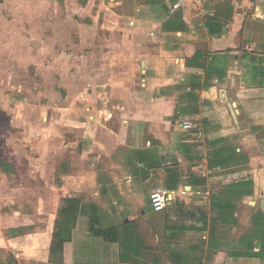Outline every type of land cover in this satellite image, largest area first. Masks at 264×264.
Instances as JSON below:
<instances>
[{"label": "crops", "instance_id": "obj_1", "mask_svg": "<svg viewBox=\"0 0 264 264\" xmlns=\"http://www.w3.org/2000/svg\"><path fill=\"white\" fill-rule=\"evenodd\" d=\"M9 1L0 7L6 19L0 31L9 45L21 40V60L29 62L23 36L28 28L8 17L25 11ZM173 1L87 0L82 7L91 18L84 24L92 33L86 59L99 68L73 80L55 67L54 76L47 75L55 83L50 95L71 104L62 113L63 128L70 130H54L51 167L45 168L51 154L39 148L33 156L39 189L68 191L63 199L78 200L80 213L63 262L51 263L56 223L47 236L42 226L25 232L36 201L15 179L22 158L11 149L13 137L0 134L9 150L0 154V192H7L0 197V264H134L120 260V242L91 230L95 223L106 232L123 231L131 222L134 238L155 257L164 254L160 264L241 261L246 251L238 241L249 232L256 210L264 211V0H203L205 16L195 4L169 15ZM2 95L0 122L8 130L17 109ZM185 120L202 126L204 137L183 130ZM51 181L52 187L45 186ZM159 187L176 192V203L173 199L166 209L179 206L178 224L184 227L171 225L167 216L164 229L157 230L148 208L150 193ZM60 200L56 212L65 202L59 206ZM228 205L235 214L231 243L222 234ZM42 217L47 221L45 212Z\"/></svg>", "mask_w": 264, "mask_h": 264}, {"label": "rangeland", "instance_id": "obj_2", "mask_svg": "<svg viewBox=\"0 0 264 264\" xmlns=\"http://www.w3.org/2000/svg\"><path fill=\"white\" fill-rule=\"evenodd\" d=\"M9 2H12L14 6L22 7L21 10L24 8V15L19 13L17 16L8 17L14 19L15 23L21 26L24 25L28 28V30H24L23 36H27L24 38H28V49L31 57L29 62L27 60L26 62L22 61L21 53L23 48L20 47L21 40L19 39V41H17V38L14 40L13 46L9 45L7 42H9L10 39L6 38V33L4 31H0V92L3 93L1 98L4 102L8 100V102L12 103L14 108L18 110L15 111V125L8 126V130L4 127L6 121L0 122L2 123V125H0V134L8 132L7 136L13 137L15 143L12 144L11 149L13 152L18 153L17 156L22 158V161L18 163V173H16L20 174V177L16 176L15 179H21L22 181H20L24 182L23 184L25 188H27L24 190V194L26 196L28 195L30 200L34 198L36 201L35 205L37 206L29 209L30 215L34 217L30 218L31 221L27 222L25 232L34 231L36 227L42 226L45 228L43 233H46L47 236V232L49 233L51 231L50 228L57 223V221L63 219L60 213L58 211L56 212L57 203L61 199L59 205L61 206L64 196H68L69 192H62L64 194L61 195L59 191H50L49 189L40 190L37 184L38 179L35 174L38 164L37 161L33 159V156H36L35 153L39 148H41L40 151L43 152V154H51V161L47 162L48 164L45 168L51 167L54 161L52 156L55 154L54 140L58 139V137L54 138V135H58L54 134V130L58 131V128H60V130L64 131L65 129V133L68 134V130L70 129L63 128L66 125H63L62 113L64 112V107L69 108L71 105L65 104V100H63L62 97L58 96L56 99L50 95L51 93L49 91L53 88L55 83L53 78L48 80L47 75L50 77L54 76V73H56L54 71L55 67L58 68L57 70L69 74L70 80H73L77 75L83 76L84 78L87 71L91 70L93 67L95 70L99 67H97V64H93L94 66L92 67V63L87 62L86 59V51L89 50V48L86 47L87 34L88 36L92 34L89 31L87 32L84 26V24L91 19L87 16L84 8H82L85 6L87 0H25L24 2L23 0H10ZM5 4L6 0H0L1 9L5 7ZM100 21L102 22V19ZM5 22V16L0 14V26L5 24ZM100 33L101 32H97V35H100ZM15 34H17L19 38H22V32H17ZM56 57L60 60L59 62H56ZM42 72H45L46 77L42 75ZM80 94L78 95L79 97L82 96ZM27 105L31 107L29 112L26 111ZM46 106L48 107L46 108ZM58 108L62 109L59 110ZM3 138H5V136ZM35 138L42 140L41 142L43 145H41V147L37 144L38 141L34 144L35 141L33 139ZM0 141L2 142V139H0ZM1 142L0 154L7 153V151L9 152L5 147L4 141L3 143ZM28 153L32 155V158H30L31 164H28V159L26 158ZM3 159L0 157V160ZM42 163L43 161L41 160V164ZM42 165H44V163ZM25 168L28 171H26ZM31 181H33V185L30 183ZM66 183L68 184L67 180L65 184ZM45 186L52 187L53 182L51 185L45 183ZM28 187L31 188L28 189ZM239 193L241 192L238 191V194ZM0 194V197H6L5 194H7V192H0ZM233 195L232 197L236 198L237 194L234 193ZM41 198L43 199L41 200ZM175 200L176 199H174L173 203H176ZM46 202L48 205H46ZM27 204L31 205L32 202ZM66 205L65 201L62 207ZM24 208H27V206H24ZM225 208L227 213L223 214L222 217L225 218L223 227L227 230H223L222 234L229 239L228 243H231L233 241L231 236H234L232 231L233 225L235 224V214L232 205H228ZM142 211L141 209L136 215H142ZM180 211V207L174 205L161 212H151L150 215L154 217L153 221L157 224V230L160 232L164 229L167 216L171 217V225L175 224V226L180 225V227H184V224H178L180 223L179 217L182 215ZM43 212L47 214V221L42 217ZM251 213V207H249V216ZM6 226L7 225L2 227L5 231L8 230ZM43 240H45V238H43ZM147 241L149 244H151V242L153 243L149 238ZM259 243L261 251L256 252L255 246ZM161 244V242H158L157 246L160 248ZM238 244L239 247L244 246L246 251L245 253L241 252V256H238L241 260L238 264H245V262L246 264H264V211L261 208L256 210L253 217V224H249V232L238 241ZM160 255L164 259V254L159 252L158 256Z\"/></svg>", "mask_w": 264, "mask_h": 264}, {"label": "trees", "instance_id": "obj_3", "mask_svg": "<svg viewBox=\"0 0 264 264\" xmlns=\"http://www.w3.org/2000/svg\"><path fill=\"white\" fill-rule=\"evenodd\" d=\"M66 206L59 210L63 219L57 221L56 229L53 235V244L50 255L51 263L63 262L64 245L72 238V230L76 225V220L80 213V202L75 199L66 198ZM124 230H119V227L110 228L109 230H101L96 228L95 223L91 225V230L97 236L102 233L109 234L111 240L114 242H120L121 253L120 260L124 262H132L134 264H160V258L155 257L150 253L152 249L148 245H145L142 239L139 237L134 238L133 234V222L125 224Z\"/></svg>", "mask_w": 264, "mask_h": 264}, {"label": "built area", "instance_id": "obj_4", "mask_svg": "<svg viewBox=\"0 0 264 264\" xmlns=\"http://www.w3.org/2000/svg\"><path fill=\"white\" fill-rule=\"evenodd\" d=\"M191 4L196 5L197 13L200 16L207 14L205 2L203 0H174L168 5V14H175L179 10L187 9ZM182 128L185 131H191L197 138H203L205 135L202 126L192 120L182 122ZM175 191H170L165 188H156L150 193V206L154 212L164 211L175 198ZM19 256V255H17Z\"/></svg>", "mask_w": 264, "mask_h": 264}, {"label": "water", "instance_id": "obj_5", "mask_svg": "<svg viewBox=\"0 0 264 264\" xmlns=\"http://www.w3.org/2000/svg\"><path fill=\"white\" fill-rule=\"evenodd\" d=\"M148 211L150 212V211H153V208L150 206L149 208H148Z\"/></svg>", "mask_w": 264, "mask_h": 264}]
</instances>
